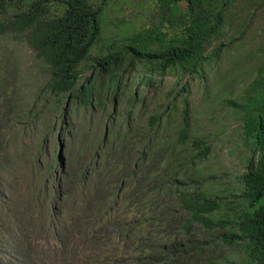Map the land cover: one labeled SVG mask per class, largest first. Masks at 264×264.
Instances as JSON below:
<instances>
[{"label": "trees", "instance_id": "trees-1", "mask_svg": "<svg viewBox=\"0 0 264 264\" xmlns=\"http://www.w3.org/2000/svg\"><path fill=\"white\" fill-rule=\"evenodd\" d=\"M136 5L137 26L108 0H0V202L13 136L65 117L76 162L42 189L63 260L264 264V0ZM78 187L69 225L55 203Z\"/></svg>", "mask_w": 264, "mask_h": 264}, {"label": "rangeland", "instance_id": "rangeland-1", "mask_svg": "<svg viewBox=\"0 0 264 264\" xmlns=\"http://www.w3.org/2000/svg\"><path fill=\"white\" fill-rule=\"evenodd\" d=\"M108 1H110L114 9L108 17L112 24L119 19H123L127 25L135 24L137 26L139 24V20L133 17V12L137 9L136 4L144 0H125L127 6L123 10L120 9V3L116 2V0ZM147 1L150 2V0ZM28 88H30V85H28ZM27 100L31 102V96H27ZM52 120L43 128L33 131L26 130L24 134L13 136V141L10 144L11 150H9L7 155L9 167L13 169V179L4 191V193L7 191V199H3L0 202V205L5 208L0 210V221L1 223L3 222L4 226L3 231H1L2 234H0V238L4 239V241L0 242V256L4 263L76 264L75 261H65V259L61 258L59 250L62 249V244L52 238V234L55 231L52 232L51 228L47 230L49 224L55 221H47L46 219L50 212H47V209L50 208V202L44 200L45 192L42 194V191L46 190L47 192L53 182L63 180L65 175L70 173L72 165L76 162V160L72 161L75 153L71 157L68 156V137L72 132L69 124L70 120L65 117L64 120L59 119L57 128L52 127ZM40 145L41 150L37 153L38 157L36 159L39 165L26 164L28 153L33 151L35 147L37 149ZM217 157L222 164L230 167L224 154L219 153ZM31 158H29V162ZM48 161L54 163L53 171L51 173L48 172L46 176L42 174L41 178L44 181L39 179L41 197L35 204L30 201L31 194L29 192H31V187L35 184L32 182L31 177L34 175L38 176L42 169L44 170ZM82 169L84 171V165ZM61 184L64 186V181ZM62 189L64 190L65 188L62 187ZM29 194L30 196L28 197ZM260 203L264 204V199H261ZM55 205H59V208L64 210L63 213L66 216L65 219H68L67 223L69 225L84 219V200H81L80 187H78L76 192H67L64 198L59 203L56 202ZM54 212H58V210ZM51 216H55V213L51 214ZM16 222L20 225L21 231L15 228L14 224ZM73 228L71 227L72 230ZM66 233L63 232V234ZM113 241L117 245V240ZM108 248L111 247L109 246ZM68 249L75 251L74 253L78 257L84 255L85 252L84 246L81 244L77 249L72 246L68 247Z\"/></svg>", "mask_w": 264, "mask_h": 264}]
</instances>
